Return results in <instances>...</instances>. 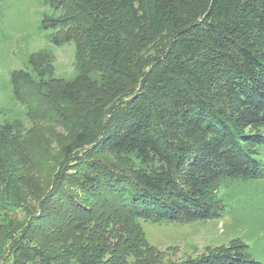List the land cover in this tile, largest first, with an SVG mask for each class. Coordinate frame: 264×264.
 I'll use <instances>...</instances> for the list:
<instances>
[{
	"label": "trees",
	"instance_id": "1",
	"mask_svg": "<svg viewBox=\"0 0 264 264\" xmlns=\"http://www.w3.org/2000/svg\"><path fill=\"white\" fill-rule=\"evenodd\" d=\"M42 3L53 9L41 21L53 29L46 40L74 39L84 51L69 77L20 73L37 106H47L54 84L70 102L93 86L112 99L93 122L73 125L38 196L24 171L28 109L16 106L11 74L17 103L0 121V210L23 220L0 222V264H161L140 221L219 219L229 197L264 179V0ZM80 19L94 23L73 29ZM138 47L133 74L123 60ZM48 108L53 121L62 116ZM172 264L263 263L234 240Z\"/></svg>",
	"mask_w": 264,
	"mask_h": 264
},
{
	"label": "rangeland",
	"instance_id": "2",
	"mask_svg": "<svg viewBox=\"0 0 264 264\" xmlns=\"http://www.w3.org/2000/svg\"><path fill=\"white\" fill-rule=\"evenodd\" d=\"M110 1L114 7L116 0ZM52 12L53 9L43 4L42 0H0V121L15 111L16 106L23 107L22 102L25 101L28 128L24 144L30 155V166L24 171L38 196L49 189L53 175L64 159L62 147L73 137V125L78 121L93 122L97 112L106 110L112 99L106 90L93 86L85 89L83 101L70 102L61 97L58 87L53 88L54 83L47 91L48 87L39 86L37 82V89L48 92L47 103L44 104L47 106H37L36 87L22 81L20 73L27 70L34 80L38 76L45 79L48 76L69 77L74 71L76 54L83 49V45L79 46L80 43L74 39L58 46L46 40V34L53 29H43L41 21L44 15ZM92 22L80 19L71 26L73 29L80 28V25H92ZM139 49L130 50L123 60L131 64L133 74L143 58V51ZM12 73L16 74L15 95L18 104L13 101L10 91L9 78ZM48 106L59 108L62 116L53 121ZM3 133L0 131V136L6 138ZM246 183V191L229 197L233 198L227 202L226 211L219 219L186 223L140 221L145 238L162 252L161 264H172L189 256H197L234 240L244 243L246 252L264 264V179ZM235 198L239 199V203L234 202ZM22 220L21 213L0 210V222L12 226Z\"/></svg>",
	"mask_w": 264,
	"mask_h": 264
}]
</instances>
